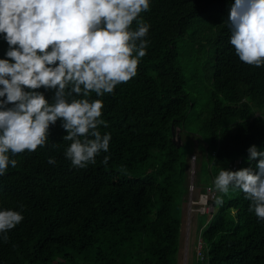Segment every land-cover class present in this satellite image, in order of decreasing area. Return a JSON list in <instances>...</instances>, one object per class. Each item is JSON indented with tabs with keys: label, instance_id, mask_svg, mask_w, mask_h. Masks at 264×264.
<instances>
[{
	"label": "trees",
	"instance_id": "16d2710c",
	"mask_svg": "<svg viewBox=\"0 0 264 264\" xmlns=\"http://www.w3.org/2000/svg\"><path fill=\"white\" fill-rule=\"evenodd\" d=\"M233 3L150 0L141 13L149 43L136 76L112 94L90 96L102 100L107 127L98 130L111 136L95 164L71 165L61 121L50 125L45 146L9 154L18 163L0 175V210L19 211L24 219L7 242L0 239V264H178L188 180L184 142L176 146L171 128L186 132L188 115L198 113L189 87L199 78L198 58L207 61L213 90L197 122L204 152L197 183L213 185L222 169L249 167L253 144L264 150V66L240 61L229 42ZM7 48L0 35V59ZM39 91L52 102L53 91ZM221 195L223 204L214 198L209 217L195 224L204 257L191 264H264V221L241 191L215 193Z\"/></svg>",
	"mask_w": 264,
	"mask_h": 264
},
{
	"label": "clouds",
	"instance_id": "9594fccd",
	"mask_svg": "<svg viewBox=\"0 0 264 264\" xmlns=\"http://www.w3.org/2000/svg\"><path fill=\"white\" fill-rule=\"evenodd\" d=\"M149 8L150 0H0V35L8 45L0 59V175L17 166L9 154L45 146L57 121L67 133L62 140L71 142L64 154L73 167L87 168L108 152L111 136L98 130L107 127L103 102L90 96L112 94L136 76L149 43L141 13ZM227 22L239 60L264 66V0H234ZM40 89L53 91L52 102ZM247 152L249 167L222 169L209 191H241L264 221V150L253 144ZM214 203L222 205V195ZM23 219L19 211L0 210V239L7 242Z\"/></svg>",
	"mask_w": 264,
	"mask_h": 264
},
{
	"label": "rangeland",
	"instance_id": "374dc122",
	"mask_svg": "<svg viewBox=\"0 0 264 264\" xmlns=\"http://www.w3.org/2000/svg\"><path fill=\"white\" fill-rule=\"evenodd\" d=\"M199 61V71L196 84L189 85L192 92L198 97V100L195 101L197 114L193 115L194 110H192L188 115V118L185 122L186 132L180 134L181 141L184 142V145L181 146V155L182 160L187 162V180H188V191L185 195V203L183 205V212L185 218L183 221L184 232L181 237V253L179 255L178 264H191L193 258H196V248L199 240V232L195 228V224L204 223V219L208 218L210 213H207L206 210L203 213L206 215H196L195 212H200L202 209L201 203H194L197 198L194 196V191L196 188L203 187L205 183L198 184L197 179L202 177V163H203V145L200 143L198 138V131H196L198 120L202 119L207 114L208 106V95L212 93L213 87L210 84V76H207L205 69L207 68V61L203 57L198 58ZM210 70V69H209ZM199 84V85H198ZM192 93V94H193ZM195 97V98H196ZM258 112V111H257ZM199 143L197 144V142ZM190 154V155H189ZM203 189H201L202 191ZM215 198V196H214ZM214 200V199H213ZM208 208V205L207 207ZM211 209V208H210ZM202 213V212H200Z\"/></svg>",
	"mask_w": 264,
	"mask_h": 264
},
{
	"label": "built area",
	"instance_id": "2783aa9c",
	"mask_svg": "<svg viewBox=\"0 0 264 264\" xmlns=\"http://www.w3.org/2000/svg\"><path fill=\"white\" fill-rule=\"evenodd\" d=\"M210 188L214 189V186L211 184L205 185L203 190L198 194V197H196L197 198L196 201H194V203L203 204L202 205L203 207L200 210V212H202L201 214H206V213H203L205 212V210L207 213H210L213 210V204L211 203V201L214 199L216 191L213 190L212 192H210L209 191ZM207 205H208V208H205L207 207ZM200 212L198 211V213ZM203 247H204L203 242L201 238L199 237L197 248H196V258L202 259L204 257Z\"/></svg>",
	"mask_w": 264,
	"mask_h": 264
},
{
	"label": "water",
	"instance_id": "95a60500",
	"mask_svg": "<svg viewBox=\"0 0 264 264\" xmlns=\"http://www.w3.org/2000/svg\"><path fill=\"white\" fill-rule=\"evenodd\" d=\"M171 138L172 141L176 144L177 147L181 146L183 142L181 141L180 134H179V128L174 130L173 126L171 128Z\"/></svg>",
	"mask_w": 264,
	"mask_h": 264
}]
</instances>
